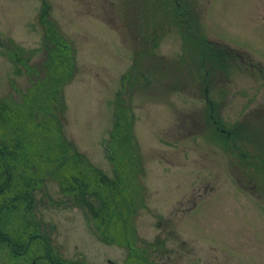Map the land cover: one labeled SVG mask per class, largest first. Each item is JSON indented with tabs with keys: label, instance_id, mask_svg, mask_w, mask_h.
I'll return each mask as SVG.
<instances>
[{
	"label": "rangeland",
	"instance_id": "374dc122",
	"mask_svg": "<svg viewBox=\"0 0 264 264\" xmlns=\"http://www.w3.org/2000/svg\"><path fill=\"white\" fill-rule=\"evenodd\" d=\"M207 45L226 63H203ZM17 46L27 67L9 57ZM0 101L32 105L63 149L13 163L11 193L26 183L30 209L1 211L0 228L26 231L32 257L1 246L0 264H264V0H0ZM123 102L141 166L116 187L127 201L94 185L111 209L94 218L57 177L114 176L106 146ZM211 109L225 133L244 125L240 140L217 135Z\"/></svg>",
	"mask_w": 264,
	"mask_h": 264
},
{
	"label": "trees",
	"instance_id": "16d2710c",
	"mask_svg": "<svg viewBox=\"0 0 264 264\" xmlns=\"http://www.w3.org/2000/svg\"><path fill=\"white\" fill-rule=\"evenodd\" d=\"M44 15V13L42 14ZM41 15V19L42 16ZM43 20V19H42ZM47 33H49V40L51 41H57L59 42V39L54 37L51 33L54 34V29L49 28L47 30ZM65 45V44H64ZM55 47V46H54ZM57 47V46H56ZM17 50L13 47L10 50H8L9 57L12 61H15L17 64L22 63L25 67L29 64L28 60L30 59V55L27 56V58L23 59V51L20 49V47H16ZM205 48L208 49L209 52L206 50H203L202 56H201V61L203 63L205 60H210L215 59V56L221 58L222 60H219V62L226 63L224 60V57L221 55V52H217L211 49L207 45ZM204 48V49H205ZM57 53L60 51L63 52V49L60 46L56 48ZM215 49V48H214ZM21 51V52H20ZM61 57V55H60ZM62 63H58V65L51 68L53 71L55 69L57 70V67H63V64L65 63V60L60 58ZM225 64H223L224 66ZM226 67V65H225ZM223 67V68H225ZM60 88V83H57L56 88ZM59 90V89H58ZM120 95H118L119 97ZM55 97L54 91L52 89L51 93H48V96L46 97L48 100L52 101V99ZM123 99H117L115 100L118 104L122 101ZM12 104V103H10ZM9 103L6 102H1L0 101V124L2 126H5L10 129V134H7V130L5 127H0V132H2V135H0V159H1V166H2V171H0V212L5 211V210H13L16 209L20 203H24V209H30L29 203V194L30 191H28V185H26L22 188V190H19V192L16 193H11V182L14 180L13 179V163H17L18 161H24L26 156L28 154H33L36 156L38 153H40L44 157V153L46 154L47 148L50 149L52 142L54 139V136L51 134L52 131L50 129V126H46L43 123L45 122H40L39 124H36L33 120V106L30 105L28 107V110L26 112H22V110H18L15 106L10 105ZM25 104V103H23ZM34 107H36V104H34ZM123 107V108H122ZM16 110V111H15ZM47 113H50V109H45ZM122 111V114H121ZM28 114L30 117L25 120L26 114ZM120 113V114H119ZM25 114V115H24ZM27 115V116H28ZM128 115L130 114L129 109L127 107H124V102L122 105H118L116 107L115 111L113 112V124H112V130L110 131L109 138L107 141V146H106V153L107 157L113 164V174L114 176L112 178L107 177L106 174H102L100 171H93V174L88 173V175L85 172H80L76 173L75 175L72 174V176H59L57 177L58 181L61 183L60 185H64L67 187L68 192L71 193V191L75 192L73 194V198L71 199L72 205L75 206H82L88 207L90 211L92 212V216L94 218H99V219H106L108 216V212L110 207L107 205V197L105 194L103 195L102 192L97 191L96 189L93 190L95 187L94 185L100 186V188H112L115 189L118 186H123L126 183H131L135 181V177L132 179V176H135L137 170V167H140L141 164L139 162V155L137 152L138 146L136 144L135 139L132 137V120L131 116L128 118ZM210 121H212L213 127H215V132L217 135L220 137L225 138V142L227 141H235L240 140L241 136H239V133H241L242 129L245 128L242 125L239 127L236 126L234 130L231 131V133H225L224 130L221 127L220 122L218 123L217 121H214V116L212 115V109H211V114H208ZM51 119V117H50ZM27 125H25V123ZM51 122V121H47ZM214 122V123H213ZM14 127H15V133H14ZM13 131V132H12ZM13 142H11V140ZM6 143V144H5ZM54 146V145H53ZM55 147V146H54ZM48 150V149H47ZM52 152L48 154L50 156V160L56 161L58 158L62 156L63 149L60 147L55 149L54 151L50 149ZM47 156V155H46ZM30 158V157H28ZM30 161V160H29ZM68 161H63L62 165L64 166L66 163L68 164ZM75 165H77V168L81 170V167L78 162L74 160ZM72 163V164H73ZM29 164V163H27ZM60 168L59 170H61ZM58 170V171H59ZM11 174L12 176L9 178L8 174ZM130 174V175H129ZM91 175V176H89ZM97 180V182H93V180ZM138 178V177H137ZM138 181V180H137ZM132 185V184H131ZM129 185V186H131ZM137 186V183H136ZM139 188V187H138ZM62 192L66 191L63 187H61ZM121 190L115 189L114 193H119ZM121 193V195H120ZM119 194H116L117 197H119L120 201H127L129 197L125 198V194L123 191H121ZM142 196V193L140 192V188H134V196L133 198L138 200ZM132 203V202H131ZM96 204V207H95ZM97 204L99 207H97ZM106 214H103L105 213ZM103 221V220H102ZM27 224V223H26ZM24 228L28 227V224L25 226L24 223ZM36 231V230H35ZM26 231H20L21 235H16L14 234L13 236L9 235L5 230L0 228V247L1 246H7V247H12V251H9L10 254V260H18L19 258L29 257L31 256L29 246H30V240L29 244L26 245L25 239L23 240L22 235ZM39 233V232H38ZM40 234V233H39ZM34 240H43L44 237L42 238L41 235H35L33 234L32 237ZM45 248L46 247V242H45ZM1 249V248H0ZM19 257V258H18ZM32 257V256H31ZM30 257V258H31ZM8 264H10L9 259L6 260ZM29 264H33L31 260H29ZM57 264V263H56ZM59 264V263H58Z\"/></svg>",
	"mask_w": 264,
	"mask_h": 264
}]
</instances>
